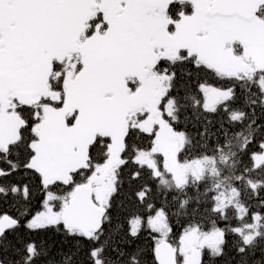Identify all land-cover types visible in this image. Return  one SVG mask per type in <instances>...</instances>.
<instances>
[{
	"label": "snow or ice",
	"instance_id": "snow-or-ice-1",
	"mask_svg": "<svg viewBox=\"0 0 264 264\" xmlns=\"http://www.w3.org/2000/svg\"><path fill=\"white\" fill-rule=\"evenodd\" d=\"M0 264H264V0H0Z\"/></svg>",
	"mask_w": 264,
	"mask_h": 264
}]
</instances>
